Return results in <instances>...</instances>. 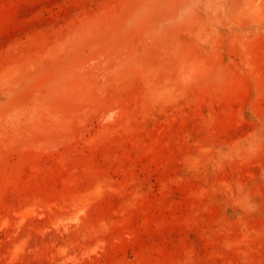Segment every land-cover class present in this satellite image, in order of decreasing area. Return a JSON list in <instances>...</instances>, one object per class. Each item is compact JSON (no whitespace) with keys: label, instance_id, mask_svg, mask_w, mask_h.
I'll use <instances>...</instances> for the list:
<instances>
[{"label":"rangeland","instance_id":"obj_1","mask_svg":"<svg viewBox=\"0 0 264 264\" xmlns=\"http://www.w3.org/2000/svg\"><path fill=\"white\" fill-rule=\"evenodd\" d=\"M0 264H264V0H0Z\"/></svg>","mask_w":264,"mask_h":264}]
</instances>
